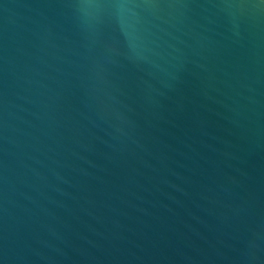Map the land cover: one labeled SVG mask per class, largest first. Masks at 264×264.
<instances>
[{"label": "water", "instance_id": "obj_1", "mask_svg": "<svg viewBox=\"0 0 264 264\" xmlns=\"http://www.w3.org/2000/svg\"><path fill=\"white\" fill-rule=\"evenodd\" d=\"M0 264H264V0H0Z\"/></svg>", "mask_w": 264, "mask_h": 264}]
</instances>
